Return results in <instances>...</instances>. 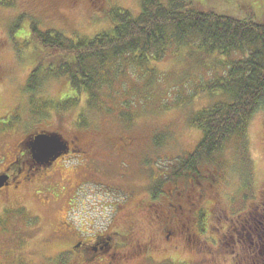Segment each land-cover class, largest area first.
Wrapping results in <instances>:
<instances>
[{
	"label": "rangeland",
	"instance_id": "374dc122",
	"mask_svg": "<svg viewBox=\"0 0 264 264\" xmlns=\"http://www.w3.org/2000/svg\"><path fill=\"white\" fill-rule=\"evenodd\" d=\"M47 1L49 0H37V3L46 4ZM140 1L111 0L112 6L108 12L121 8L137 15L141 10ZM192 1L235 17H252L256 21H264V0ZM59 11L63 17H58V13H41L31 0H1L0 173L11 161L15 145L27 134L42 129L58 132L64 137L79 133L84 140L96 145H103L111 137L123 136L136 143L140 150L136 156L125 159V168L128 164L132 166L127 169H123V159L108 162V168L98 173L97 177L101 182L111 185L114 193L83 194L82 206L78 205L77 210L70 209L65 191L56 200L51 198L48 203L37 196L30 197L28 189L13 191L9 188L3 195L1 193L0 264H44L45 257L49 256L50 260L54 250L53 246L46 247L45 241L52 239V230L58 226L59 221H66L69 211L70 219L77 220L80 215L86 218L87 215L90 219L96 218V222L101 220L100 217L112 215L114 207H106V203L113 201L114 205V199L116 201L123 197L117 191L123 185L131 187L136 182L144 185L150 173L152 174L150 165L163 174L161 182L168 181L174 165L191 153L202 138L201 130L189 124V117L197 110L218 101L221 95L217 92L210 95L199 91L201 86L223 74L224 65L220 59L216 60V56H219L205 55L196 45L180 50L173 46L172 51L167 52L162 59L150 62V72L144 67L130 64L131 60L129 63L119 61L123 64L121 81L115 82L112 88H103L104 98L109 93L112 96L105 99L106 102L100 109L87 107L85 95L80 94L78 102L65 110L48 107L46 110L42 109L43 115L34 114L31 111L33 104L40 109L44 100L50 99L57 103L76 92L69 89L61 78L55 77L48 78L39 93L24 90L35 65V47L29 42L30 24L35 23L41 30H60L66 37L75 33L72 36L74 39L84 35L93 37L112 28L111 17L103 15L102 11L90 14V11L82 8L81 11L72 12L66 6L59 7ZM126 102L128 105L124 106ZM82 120L84 124H80ZM106 155L107 151L97 153V156ZM198 169L201 172L197 177L204 187L196 186L197 189L204 190L199 210L201 213L205 212L201 217L197 210L195 211L198 213L191 211L192 214H199L196 225L202 230L198 228V233L202 237H218L222 231L234 234L225 225L241 218L251 206L257 205L263 194L264 114L260 111L251 118L245 138L230 140L221 152L213 156V161L202 162ZM61 170L63 176L68 179L72 177L73 168L64 167ZM197 177L190 174L174 182L184 187H188L189 182L193 181V185H198ZM191 179L193 180L190 181ZM209 185L211 186L208 187ZM134 189L135 198L146 193L143 188ZM16 195L19 197H15ZM20 202L24 204H19ZM20 205L27 207L31 222L25 212L21 216V212L15 210ZM38 222H41V229H35ZM254 227L255 235L258 233L263 237L261 226L257 224ZM250 234L253 235L252 231ZM243 235L248 234L243 232ZM27 240V246L21 248L20 244L27 243ZM225 248L226 245L217 246L218 252ZM184 254V251H176L169 255L171 258H166L159 253L154 258L160 261L152 264H184L181 262L185 260ZM190 257L196 264L197 255L192 253L188 255ZM202 263L209 264L205 261Z\"/></svg>",
	"mask_w": 264,
	"mask_h": 264
},
{
	"label": "flooded vegetation",
	"instance_id": "af4514ba",
	"mask_svg": "<svg viewBox=\"0 0 264 264\" xmlns=\"http://www.w3.org/2000/svg\"><path fill=\"white\" fill-rule=\"evenodd\" d=\"M31 3L42 11L41 13H58V17L64 16L59 11L62 6L72 12L81 11L83 8L87 12L90 11V14L102 11L103 15L108 16L112 6L111 0H49L46 4L31 0ZM75 35L74 33L68 37L75 40L76 37H72ZM41 131L44 130L27 134L15 145L11 161L0 173L8 176L7 183L0 189V195L9 188L13 191L28 189L31 192L28 193L30 197L37 196L48 203L51 198L56 200L61 192L65 191L70 209L77 210L78 205L82 206L83 194L112 195L114 189L111 185L101 182L97 177L98 173L108 168V162L111 163L117 158L123 159V169H127L132 166L128 164L125 168V159L136 156L140 150L136 143L123 136L111 137L109 141L102 143L103 145H96L84 140L78 133L63 136L67 153L55 160L40 163L33 158L30 144L31 137ZM99 151H107V155L97 156ZM64 167L73 168L70 179L62 175L61 168ZM149 169L152 174L150 173L144 185L137 182L136 185H130L132 188L123 185L117 190L123 197L117 198L116 201L114 199V205L113 201L106 203L104 200L106 207H114L112 215L100 217L101 220L96 222V218L90 219L87 215L86 218L80 215L77 220L70 219L69 211L66 221H59L58 226L52 230V239L45 241V246H53L54 250L50 260L49 256L45 257L44 264H152L160 261L154 258L155 255L162 253L166 258H171L169 255L176 251H184L185 260L181 261L184 264H194L192 257L188 258L192 253L197 255V261H194L196 264H203L204 261L209 264H264V190L257 205L251 206L241 218L225 225L234 234L229 235L222 231L218 237H202L196 225L199 214L191 212L197 210L201 217L205 213L199 210V203L204 195V190L196 188H204L200 179L196 176L198 185H193V181L189 182L188 187H184L170 178L161 182L163 174L151 165ZM133 187L143 188L146 193L135 198ZM15 210L21 212V216L24 212L29 216L26 206L20 205ZM219 217L218 214L217 218ZM29 219L31 222L30 216ZM257 224L262 228L263 237L258 233L255 235L253 231ZM39 228H42L41 222L35 227ZM146 231L149 233L146 234ZM251 231L253 235L250 234ZM243 232L248 235H243ZM27 244L28 240L27 243L22 242L20 247L23 248ZM224 245L227 248L218 252L217 246Z\"/></svg>",
	"mask_w": 264,
	"mask_h": 264
},
{
	"label": "trees",
	"instance_id": "16d2710c",
	"mask_svg": "<svg viewBox=\"0 0 264 264\" xmlns=\"http://www.w3.org/2000/svg\"><path fill=\"white\" fill-rule=\"evenodd\" d=\"M140 9L133 15L115 8L110 30L75 40L60 30H41L30 24L35 65L24 90L39 93L43 83L55 77L76 92L57 103L44 100L40 109L33 104L34 114L43 115L42 109L48 107L65 110L78 102L80 94L85 95L87 107L100 109L112 96L104 98L103 88L121 81V60H131L130 64L150 72V62L162 59L173 46L180 50L196 45L205 55H218L223 74L199 91L222 96L191 114L189 124L201 130L202 138L168 175L175 181L190 174L196 177L202 162L213 161L230 140L245 138L251 118L260 111L264 114V21L221 13L192 0H141Z\"/></svg>",
	"mask_w": 264,
	"mask_h": 264
},
{
	"label": "water",
	"instance_id": "95a60500",
	"mask_svg": "<svg viewBox=\"0 0 264 264\" xmlns=\"http://www.w3.org/2000/svg\"><path fill=\"white\" fill-rule=\"evenodd\" d=\"M63 136L58 132H41L31 137V150L33 158L40 162L55 160L62 154L67 153ZM8 176L0 175V189L7 183Z\"/></svg>",
	"mask_w": 264,
	"mask_h": 264
}]
</instances>
